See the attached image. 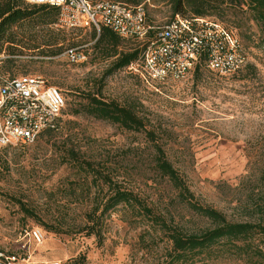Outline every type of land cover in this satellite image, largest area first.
<instances>
[{
	"label": "rangeland",
	"instance_id": "374dc122",
	"mask_svg": "<svg viewBox=\"0 0 264 264\" xmlns=\"http://www.w3.org/2000/svg\"><path fill=\"white\" fill-rule=\"evenodd\" d=\"M137 2L150 27L173 19L169 0ZM238 20L243 22L240 28ZM217 21L242 41L248 65L235 75L202 68L182 80L151 81L129 67L108 76L113 59L97 49L93 28L53 26L62 38L59 46L2 55L0 82L42 76L62 91L67 105L51 135L32 145L0 146V264H70L80 257L84 264H158L166 241L123 205L98 225L103 243L86 235L92 225L88 215L110 190L96 179L97 173L109 174L114 184L133 191L169 224L190 232L209 226L160 175L146 133L76 113L90 94L133 105L196 200L231 221L248 220L239 207L258 192L261 162L256 161L264 152V47L253 21L231 16ZM42 29L47 28L37 32L45 35ZM132 42L147 44L126 39L119 51L136 48ZM71 49L81 61L67 55ZM78 160L90 162L93 169H83ZM40 233L41 243L35 237Z\"/></svg>",
	"mask_w": 264,
	"mask_h": 264
},
{
	"label": "trees",
	"instance_id": "16d2710c",
	"mask_svg": "<svg viewBox=\"0 0 264 264\" xmlns=\"http://www.w3.org/2000/svg\"><path fill=\"white\" fill-rule=\"evenodd\" d=\"M115 1L128 5L138 3L137 0ZM169 1L173 18L177 15L183 18L193 16L211 18L216 21L217 19L224 20L229 16L236 19L247 18L259 28L260 45L264 47V0ZM58 16L59 11L54 7L32 6L26 4L24 0H0V59L3 54H25V52L40 50L44 45L59 46L62 38L52 29L58 23ZM238 23L240 24L238 27H242V20H238ZM44 26L47 28L42 29L45 35L38 34L37 28ZM93 29L98 32L97 49L102 50L101 55L106 59H113L107 72L108 76L135 64L146 47L145 44L132 42L137 44L136 48L127 52L119 51L120 45L126 39L106 26H101L100 31ZM66 39L64 38L63 41ZM61 51V48L57 52L51 51V55H57ZM202 68H207L205 61L196 67L195 72H199ZM7 78L15 79L16 77ZM81 112L97 120L119 124L128 131L146 133L148 140L153 143L154 162L160 175L168 178L174 188L179 191L178 196L181 201L209 222L207 228L196 232L169 224L133 191L114 184L109 174H94L96 172H93L94 175H98L95 176L96 179H101L105 185L110 186V190L105 200L97 204L93 213L88 215V223L92 225H88L87 236H95L99 243H103L104 236L101 230H97L98 225L103 223L107 213L123 205V209L149 223L154 232L159 231L162 235L161 241H166V247L158 264H264V152L256 161L259 164L261 162L258 168V192L254 194V190L239 207L242 210V216L247 217L248 220L231 221L223 212L202 205L196 200L185 180L169 161L163 146L155 137V132L148 130L143 118L137 114L133 105H121L115 101L106 102L96 94H90L86 102L80 104L76 113ZM53 132L54 130L51 129L46 130L40 134L39 138L51 135ZM80 162L78 160L77 163L83 169H93L90 162L85 161L82 164ZM22 208L27 216H32L28 209L23 206ZM152 241L155 242V239L153 238ZM70 264H84V260L80 257Z\"/></svg>",
	"mask_w": 264,
	"mask_h": 264
},
{
	"label": "built area",
	"instance_id": "2783aa9c",
	"mask_svg": "<svg viewBox=\"0 0 264 264\" xmlns=\"http://www.w3.org/2000/svg\"><path fill=\"white\" fill-rule=\"evenodd\" d=\"M32 6L59 11L56 26L67 29L106 26L120 37L147 41L140 59L132 64L151 81L185 79L205 61L207 69L235 75L247 67L242 41L225 25L211 18L176 16L164 26H148L142 6L115 0H24ZM73 61L82 56L75 50ZM67 102L61 90L42 76L5 78L0 82V146L32 145L46 130L57 128ZM39 243L44 236L35 234ZM15 261L16 258H11Z\"/></svg>",
	"mask_w": 264,
	"mask_h": 264
}]
</instances>
